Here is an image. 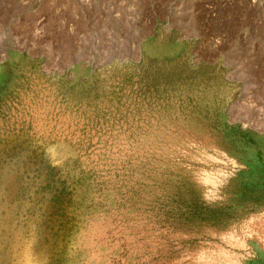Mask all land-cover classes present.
Masks as SVG:
<instances>
[{
  "label": "rangeland",
  "instance_id": "374dc122",
  "mask_svg": "<svg viewBox=\"0 0 264 264\" xmlns=\"http://www.w3.org/2000/svg\"><path fill=\"white\" fill-rule=\"evenodd\" d=\"M157 1L0 0V264H264V0Z\"/></svg>",
  "mask_w": 264,
  "mask_h": 264
},
{
  "label": "crops",
  "instance_id": "0c3cea01",
  "mask_svg": "<svg viewBox=\"0 0 264 264\" xmlns=\"http://www.w3.org/2000/svg\"><path fill=\"white\" fill-rule=\"evenodd\" d=\"M160 1H162V3L165 2V4L170 6L169 19H171V20L173 19V16L175 15L174 13L178 14V16H177L178 25L176 27L178 28L180 35L186 34L188 26L186 23V19H184V17H182V11L179 10V8H178V10L171 8V7H173L172 2L175 0H160ZM104 5L108 6V8L104 9L105 14L104 15L101 14V16H100L101 19H104V20L107 19L108 13H110L112 15V17H114L115 19L117 18V16L121 18L122 12H123V7H125V11L130 14L131 19L136 20V22L138 24L141 23V27L145 31V34H144V39L142 41H140L139 44H141V45L148 44V41L152 37H155L154 33L156 31L153 33V30L157 29V27L160 25V23L162 21L161 16L155 12L156 7H158V5H160L159 1L156 2V0H148V2H145V4L140 5L139 0H106V3ZM140 6L141 7L144 6V10L147 12V15L143 16V18H141V20L138 16V8ZM151 11H154L155 13H154V15L149 16V12H151ZM109 42H111V41L109 40ZM113 42L115 44L119 43V41H116V40ZM134 42L138 43V41H128L126 43L133 45ZM131 50H134V49L132 48ZM126 56L128 58H131V56H129V55H126Z\"/></svg>",
  "mask_w": 264,
  "mask_h": 264
},
{
  "label": "bare ground",
  "instance_id": "6f19581e",
  "mask_svg": "<svg viewBox=\"0 0 264 264\" xmlns=\"http://www.w3.org/2000/svg\"><path fill=\"white\" fill-rule=\"evenodd\" d=\"M261 223V222H260Z\"/></svg>",
  "mask_w": 264,
  "mask_h": 264
}]
</instances>
